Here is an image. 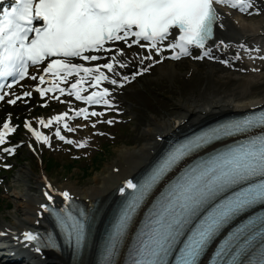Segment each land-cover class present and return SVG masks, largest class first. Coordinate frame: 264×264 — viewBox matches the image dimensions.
Here are the masks:
<instances>
[{
    "label": "snow or ice",
    "instance_id": "6c2138e0",
    "mask_svg": "<svg viewBox=\"0 0 264 264\" xmlns=\"http://www.w3.org/2000/svg\"><path fill=\"white\" fill-rule=\"evenodd\" d=\"M217 4L241 12L253 7L251 0H0V101L30 77L38 81L41 97L58 91L87 105L115 108L113 92L163 59L191 56L193 48L202 50L194 59H216L208 44L220 19ZM213 44L227 47L222 40ZM134 45L147 54L132 52ZM165 51L172 55L164 57ZM137 59L138 69L121 71ZM34 66L43 74L30 76ZM70 78L75 80L70 87L60 86ZM105 82L113 88L101 87ZM89 88L99 90L84 95ZM31 96V90L23 93ZM69 108L71 117L65 111L38 123L57 125L55 137L85 147L62 135L59 125L75 131L69 119L104 112ZM24 126L37 142L52 146L51 136L30 121ZM15 131L5 122L0 145ZM45 189L41 215L54 219L60 240L52 231L23 232V242L35 244L36 252L66 247L79 260L94 250L95 264H264V108L169 140L141 177L123 181L121 195L108 208L95 202L85 207L69 190L47 181Z\"/></svg>",
    "mask_w": 264,
    "mask_h": 264
},
{
    "label": "bare ground",
    "instance_id": "6f19581e",
    "mask_svg": "<svg viewBox=\"0 0 264 264\" xmlns=\"http://www.w3.org/2000/svg\"><path fill=\"white\" fill-rule=\"evenodd\" d=\"M251 2L253 7L250 10L257 11L259 9L251 17V21L245 22L240 19L241 13L236 14L237 11H234L230 6L219 11L220 19L218 20L215 38L208 44L209 47L213 48V56L216 59L208 60L205 57L203 62H200V59L193 57L200 55L201 51L197 55L191 50L192 55L188 56L187 60H181V62L190 64L189 70L184 74L178 73V61H168L167 59L147 71V73L157 72L159 80L165 78L179 82L181 78L183 81L191 79L193 83L190 84V88L182 89L177 97L172 100V110H165L164 112L155 110L154 114L145 119L141 129V137L127 139L125 144L117 146L112 161L102 168L94 179L87 183L86 187L77 189L68 182L61 184L51 178L46 181L57 189L69 190L80 201L98 199L102 202L118 187L119 181L137 173L147 165L169 135L221 115L243 111L263 104L264 59L257 61L246 58L245 61L242 60L243 56L249 54L264 57V47L261 46L264 44V0H251ZM221 40L227 47L218 48L214 46L213 41L218 44ZM259 40L262 43H258ZM131 51L147 54L144 49H139L136 46H133ZM165 53L172 52L166 51ZM237 53L239 59L235 58ZM155 58L161 59L159 55ZM222 60H229V64L224 65L220 62ZM136 61L139 62L138 59ZM144 63L147 66L149 62L145 61ZM136 79L138 77L132 81L131 85L135 84ZM200 82V89H195L193 84ZM94 90H90L89 94ZM161 107L165 108V103L160 100V109ZM65 111H70L73 114L67 106L62 111L55 112L54 115ZM67 122L70 123L69 120ZM69 125L76 127L71 123ZM59 126L63 132V125L60 124ZM68 136L74 137L73 135ZM52 137L55 138L53 133ZM157 137L161 139L158 140ZM77 142H81V140L77 139ZM46 181L42 179L41 175L32 173V170L27 167L21 170V174L15 178V184H22L23 187L15 188L12 195L16 199L14 211L9 213L10 220L0 222V230L11 238H17L22 230L40 227L43 219L39 204L45 200L43 193L46 190ZM24 252L30 255V258H35L36 263H41L38 259H40L39 255L42 254L35 253L29 248H25ZM44 254L53 258V264H77L68 253L46 252Z\"/></svg>",
    "mask_w": 264,
    "mask_h": 264
},
{
    "label": "rangeland",
    "instance_id": "374dc122",
    "mask_svg": "<svg viewBox=\"0 0 264 264\" xmlns=\"http://www.w3.org/2000/svg\"><path fill=\"white\" fill-rule=\"evenodd\" d=\"M188 64H183L179 67V72L182 73L188 68ZM154 77V76H153ZM143 77H140L138 80H142ZM198 81V80H196ZM135 89L130 92L127 88H125L124 93L117 91L122 97L123 107L122 109L125 111L127 120L119 119L117 121V125L112 128L105 129L106 137L100 138L97 135H94L95 138H92V142L94 146H97L98 149L94 150L91 148L90 158L96 154L99 155L98 162H93L90 158H83L80 160H73L79 153V150H76L75 153L68 151L66 148L61 146H56L55 150L63 151L64 153L44 151L42 154V161L39 160L26 148H22L16 157H14L13 161L15 163V167L12 173L9 174V180L12 181L14 176L20 175V170L23 167H32L36 174H40L43 168L48 176L54 179L57 182H69L73 184L76 188L81 189L84 185H88L86 183L91 182L96 174L102 170L107 164H109L113 157L115 156L116 146H112L111 141L117 138H124L132 131V128H135L137 125L135 117L140 114L141 118L138 122V126L135 130H133L130 134V138L133 137H141V129L143 124H139L141 120H145L148 116L153 114L151 110L153 107L159 111H170L173 109L172 100L177 97V94L180 91L186 90L190 87V83L188 81L178 83L176 81L172 82L170 80H164L156 82L154 80H149L145 86L139 85V83L135 84ZM125 86V85H124ZM201 82L197 84L195 89H200ZM160 99H163L165 103V108L162 107L160 110ZM147 103V105H146ZM131 108H133L131 110ZM33 106H21L18 111H24L26 113L31 112ZM18 111H13L16 115ZM115 117L120 118V115H116ZM39 119V116L37 117ZM114 133L116 134V138L114 139ZM83 135H86L85 133ZM90 141V140H89ZM106 147V152H102L101 148ZM48 155H52L53 157H57L62 161V164H56L55 166H51V162L47 160ZM97 164L99 168H95L92 170H87ZM15 187H12L8 192H0V217L3 215H8L12 208L6 209L5 212H2V209L6 205V200H2L4 196H11L12 190ZM17 188V187H16ZM21 188V187H18ZM15 199V198H13ZM12 199V200H13ZM16 201V199H15ZM11 207L13 206L12 201L9 202ZM1 220V219H0Z\"/></svg>",
    "mask_w": 264,
    "mask_h": 264
}]
</instances>
